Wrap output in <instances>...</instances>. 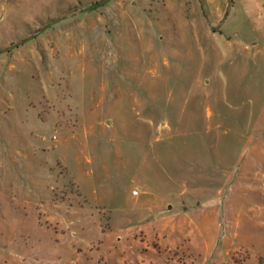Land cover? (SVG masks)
<instances>
[{
    "label": "rangeland",
    "instance_id": "obj_1",
    "mask_svg": "<svg viewBox=\"0 0 264 264\" xmlns=\"http://www.w3.org/2000/svg\"><path fill=\"white\" fill-rule=\"evenodd\" d=\"M0 264H264V0H0Z\"/></svg>",
    "mask_w": 264,
    "mask_h": 264
},
{
    "label": "built area",
    "instance_id": "obj_2",
    "mask_svg": "<svg viewBox=\"0 0 264 264\" xmlns=\"http://www.w3.org/2000/svg\"><path fill=\"white\" fill-rule=\"evenodd\" d=\"M138 193V190H134V194H137Z\"/></svg>",
    "mask_w": 264,
    "mask_h": 264
},
{
    "label": "water",
    "instance_id": "obj_3",
    "mask_svg": "<svg viewBox=\"0 0 264 264\" xmlns=\"http://www.w3.org/2000/svg\"><path fill=\"white\" fill-rule=\"evenodd\" d=\"M230 3H232V0H230Z\"/></svg>",
    "mask_w": 264,
    "mask_h": 264
}]
</instances>
